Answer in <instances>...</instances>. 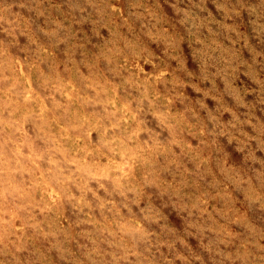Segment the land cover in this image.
Instances as JSON below:
<instances>
[{"label": "rangeland", "instance_id": "obj_1", "mask_svg": "<svg viewBox=\"0 0 264 264\" xmlns=\"http://www.w3.org/2000/svg\"><path fill=\"white\" fill-rule=\"evenodd\" d=\"M0 264H264V0H0Z\"/></svg>", "mask_w": 264, "mask_h": 264}]
</instances>
